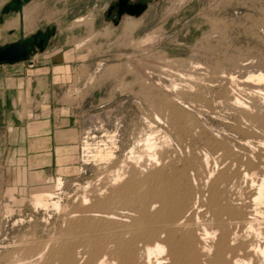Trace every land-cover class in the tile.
I'll return each mask as SVG.
<instances>
[{"label":"rangeland","instance_id":"obj_1","mask_svg":"<svg viewBox=\"0 0 264 264\" xmlns=\"http://www.w3.org/2000/svg\"><path fill=\"white\" fill-rule=\"evenodd\" d=\"M105 1L0 0V48L19 39L4 22L22 11L25 44L34 33L48 42L30 63L2 68L47 76L35 97L28 85L18 104L41 117L60 113L78 132L56 162L26 172L9 162L12 133L0 117V264L20 242L53 239L70 225L88 231L98 220L87 210L138 216L159 191L181 207L214 191L232 205L253 207L250 181L264 177V82L249 78L264 75V0H160L140 27L124 23L115 30L101 24ZM8 82L0 80V92ZM12 93L5 102L15 101ZM146 138L156 144L151 152ZM105 146L111 159L90 157ZM57 179L61 186L53 190ZM51 190L58 210L33 206L32 193ZM259 210L253 228L261 230L264 206ZM261 232L250 240L264 243ZM250 263L264 264V254Z\"/></svg>","mask_w":264,"mask_h":264},{"label":"bare ground","instance_id":"obj_2","mask_svg":"<svg viewBox=\"0 0 264 264\" xmlns=\"http://www.w3.org/2000/svg\"><path fill=\"white\" fill-rule=\"evenodd\" d=\"M249 79L264 82V75L258 73ZM234 103L241 104L237 100ZM149 138H146L144 147L151 152L156 144L151 143L152 137L151 142ZM88 147L89 144L84 141L83 152H87ZM132 150L130 148L128 152L130 157L134 153ZM112 154L110 148L105 146L103 149L98 147L90 157L99 162L108 161ZM154 156L153 160L159 162ZM247 176L244 173V177ZM250 183L247 194L253 207L242 206L239 199L241 204L232 205L217 191L209 193L206 200L198 195L191 206L181 207L177 197L172 195L175 197L172 198L170 192L159 191L154 196L155 200L146 207L147 210L138 216L121 211L115 219L111 214L87 210L86 215L98 220L97 226L83 231L81 227L84 226L70 225L54 235L53 239L42 242H29L26 239L24 244L20 242L16 245L7 264H39L40 261H44L41 264H251L252 260L256 261L264 254L261 247L263 242L253 243L250 240V237L254 241L260 238L264 229H256V225L253 228L256 216L261 215L259 208L264 206V177L258 184ZM60 186L61 182L57 179L51 188L58 190ZM51 192L32 193L33 206H51L58 210L60 207L56 201H52ZM86 201L83 198V203ZM193 212H196L194 220L186 218Z\"/></svg>","mask_w":264,"mask_h":264},{"label":"crops","instance_id":"obj_3","mask_svg":"<svg viewBox=\"0 0 264 264\" xmlns=\"http://www.w3.org/2000/svg\"><path fill=\"white\" fill-rule=\"evenodd\" d=\"M118 0H106L100 3V20L104 28H111L113 30L120 27L121 24L126 23L133 24L132 27H140L144 20L148 17L150 9L159 4L160 0H130V3H143L146 5V10L137 18L123 15L120 19L116 16V3ZM45 3V2H43ZM25 7V6H24ZM115 7V8H114ZM114 8L113 11H111ZM24 8H22L23 10ZM23 12V11H22ZM20 12L17 17L8 18L4 22V30H7L9 34H14L17 30L19 39L9 44L17 43L22 40L24 43V35L27 33V25L24 22L23 13ZM17 21V27L10 25ZM12 23V24H10ZM10 24V25H9ZM38 34H31L29 45L33 47V50L29 52L28 58L25 61H20L13 64H1L0 65V80L3 83L5 80L9 81L8 90L6 93L15 96V101L12 99L10 102H5V91L0 92V117H2V123L8 126V130L12 133L9 136V162L18 164L22 168V171L40 172L48 168L51 162H56V156L58 152H62L66 149H70L75 144L78 138V132L76 128L71 124L69 118L64 119L62 114L58 113V117H55L53 113H48L46 117H41V112L37 113V109L34 107L24 106L23 102L18 104V95L20 93L26 95L28 91V85L30 92L34 95L37 90L39 82L47 81L46 77H39L30 75L29 70L26 68H15L2 70L3 67L15 66L18 64L30 63V58L36 52L42 53L46 50L48 42L45 41L43 50L37 49L33 45V39L37 41ZM8 44V45H9ZM6 46V45H5ZM4 47V46H3ZM32 68V67H30ZM32 72H34L32 70ZM7 73H9L7 75ZM11 76V77H10ZM53 77H51L52 79ZM10 91V92H9ZM39 112V111H38ZM31 115H35L37 118L31 120ZM2 150V148H0Z\"/></svg>","mask_w":264,"mask_h":264},{"label":"water","instance_id":"obj_4","mask_svg":"<svg viewBox=\"0 0 264 264\" xmlns=\"http://www.w3.org/2000/svg\"><path fill=\"white\" fill-rule=\"evenodd\" d=\"M146 10V5L143 3H130V0H118L116 3V16L120 19L123 15L129 17H139ZM33 45L43 50L45 40L33 39ZM33 50L31 45L27 46L22 40L14 44H9L0 48V65L13 64L20 61H25L28 58L29 52Z\"/></svg>","mask_w":264,"mask_h":264},{"label":"flooded vegetation","instance_id":"obj_5","mask_svg":"<svg viewBox=\"0 0 264 264\" xmlns=\"http://www.w3.org/2000/svg\"><path fill=\"white\" fill-rule=\"evenodd\" d=\"M112 10H113V9H112ZM112 10H111V11H112Z\"/></svg>","mask_w":264,"mask_h":264}]
</instances>
